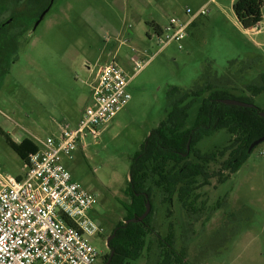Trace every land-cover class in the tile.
<instances>
[{"label": "rangeland", "instance_id": "rangeland-1", "mask_svg": "<svg viewBox=\"0 0 264 264\" xmlns=\"http://www.w3.org/2000/svg\"><path fill=\"white\" fill-rule=\"evenodd\" d=\"M206 1L180 42L163 47L151 23H142L152 37L142 33L140 40L117 53L129 75L133 71L127 56L143 63L151 59L130 82L129 103L101 128L98 139L86 137L72 160H62L73 180L99 200L95 211L103 232L89 238L101 253L97 264H104L107 238L126 216L123 205L130 201L126 190L132 159L170 110L168 90L209 85L212 92L224 91L264 112V4L255 33L238 23L232 10L236 0H55L38 26L21 39L8 74L0 80V171L19 178L24 164L6 138L17 143L56 137L63 121L76 118L90 104L94 75L85 64L105 62L102 19L121 26L137 15L145 21L155 19L164 31L171 18L185 22ZM138 52H146L147 58ZM208 95L190 108L186 128L193 126ZM231 138L222 129L204 137L196 148L202 154L221 151ZM248 153L241 168L223 183L215 172L228 155L206 167L209 185L195 191L199 196L193 212L182 209L176 197L171 207L161 205L155 190L152 227L159 235L151 233L146 240L149 249L130 264L158 263V237L165 238L171 225L173 248L183 253V264H264V141Z\"/></svg>", "mask_w": 264, "mask_h": 264}, {"label": "trees", "instance_id": "trees-1", "mask_svg": "<svg viewBox=\"0 0 264 264\" xmlns=\"http://www.w3.org/2000/svg\"><path fill=\"white\" fill-rule=\"evenodd\" d=\"M55 0H0V80L9 71L21 39L33 29L40 14ZM264 0H236L232 10L244 30L257 27L262 21L261 8ZM159 34V33H157ZM256 94L259 93V88ZM194 124L186 128L189 110L203 95ZM169 111L159 125L147 137L141 150L134 156L129 170L126 195L129 202L124 203L126 216L123 223L115 227V236L108 243L110 252L104 257L109 264H130L138 260L147 247L151 233L158 234L152 227L155 206L152 201L154 191H158L161 205L173 204L177 198L182 209L193 212L198 194L195 191L209 185L210 175L206 167L215 163L218 157L228 155L215 175L219 183L236 173L249 156L248 148L264 136V119L258 116L256 108L227 106L219 101L234 99L224 91H213L209 85L199 89L183 90L172 87L167 92ZM252 104V102H246ZM225 129L231 136L228 145L221 151L202 154L197 144L207 136ZM11 149L22 161L38 147L29 139L15 143L6 138ZM189 143V151L187 145ZM192 158V159H191ZM222 171L229 174L224 175ZM198 179L201 180L198 183ZM145 195L150 202V212L138 223H126L138 219L145 211ZM168 214H171L168 211ZM169 217V216H168ZM173 225L165 238L157 240L160 251L156 264H183V253H177L173 246L175 235ZM159 235V234H158Z\"/></svg>", "mask_w": 264, "mask_h": 264}, {"label": "built area", "instance_id": "built-area-1", "mask_svg": "<svg viewBox=\"0 0 264 264\" xmlns=\"http://www.w3.org/2000/svg\"><path fill=\"white\" fill-rule=\"evenodd\" d=\"M204 9L185 22L171 18L156 35L159 44L183 40L192 19ZM142 55L147 58L146 52ZM149 60L131 58L132 75L117 54L103 64L86 63L94 78L89 84L90 104L78 123H62L56 137H33L38 149L23 161L22 177L0 171V264H97L101 253L89 241L103 232L92 217L96 195L73 180L62 160H72L86 137L101 136V128L129 103V84Z\"/></svg>", "mask_w": 264, "mask_h": 264}, {"label": "crops", "instance_id": "crops-1", "mask_svg": "<svg viewBox=\"0 0 264 264\" xmlns=\"http://www.w3.org/2000/svg\"><path fill=\"white\" fill-rule=\"evenodd\" d=\"M208 2L209 1H206V3L202 4L200 6V8L198 9V11L205 8L206 5L208 4ZM123 19H125V18H123ZM131 19H132V22H128V21L123 20V23L121 26H117V25H115V23L113 21L106 20L105 18L100 21L102 24V28H101L100 32L103 33V35H104V39H103L104 40V48L102 49V52L105 56L104 61H107L111 55H116L118 53V51L121 50V47L125 46V47L129 48V44H131V42L133 40H140L139 36L142 33H144L149 38H151L152 35L149 33V31H145L142 23H144L145 25H148L151 23L150 25H151V27L154 28L156 34L160 33V31L162 30V27L160 25H158V23L156 22L155 19H150L151 21H145V20H142L137 15H135V17H131ZM194 21H195V17L192 19V23L190 25H192ZM249 30L252 31V29H248V31ZM140 31H143V32L140 33ZM245 31H247V30H245ZM257 32H258V30L255 33H257ZM156 34H155V36H156ZM124 41L126 44L122 43ZM131 50L135 51L134 48H131ZM138 53L141 55V57L145 58V56L142 55V52H138ZM125 60L127 61V64L129 62L130 64H128V65L131 66V61H130L131 57L127 56L125 58ZM80 115L81 114H79L74 119H70L68 122L67 121H63V122L67 123L70 126H75L79 121ZM21 141L17 142V144L20 143ZM31 141H33V139ZM33 143H34V141H33Z\"/></svg>", "mask_w": 264, "mask_h": 264}, {"label": "water", "instance_id": "water-1", "mask_svg": "<svg viewBox=\"0 0 264 264\" xmlns=\"http://www.w3.org/2000/svg\"><path fill=\"white\" fill-rule=\"evenodd\" d=\"M51 4H53V3L51 2ZM50 8H51V5H50L48 8H46V9L40 14L39 18L37 19V21H36L35 24H34L33 29H35V28L38 26V24L43 20V18H44L45 15L47 14V12H49ZM258 29H259L258 26L252 28V30H258ZM219 102H220L221 104H224V105H227V106H237V107H241V108H255L252 104H247V103H244V102H241V101H238V100H234V99H223V100H220ZM258 116H259L260 118L264 119V112L259 111V112H258ZM263 141H264V136L261 137V138H259V139H257V140H255V141L249 146V148H248V152H250L255 146H257L258 144H260V143L263 142ZM188 150H189V143H188V145H187V151H188ZM129 180H130V178H129ZM145 199H146V202H145V211H144V213H143L138 219H131V220H128L126 223H130V222H132V223H138V222H141V221H143V219L148 215V213L150 212V209H151V208H150V203H149V201H148L146 195H145ZM111 238H112V237H111ZM111 238H109V239L107 240L106 245L108 244V242H109V240H110ZM107 246H108V245H107ZM112 255H113V251H111V254H110V258H109V260L111 259Z\"/></svg>", "mask_w": 264, "mask_h": 264}, {"label": "flooded vegetation", "instance_id": "flooded-vegetation-1", "mask_svg": "<svg viewBox=\"0 0 264 264\" xmlns=\"http://www.w3.org/2000/svg\"><path fill=\"white\" fill-rule=\"evenodd\" d=\"M189 151V150H188ZM148 199V198H147ZM98 198H97V196H96V204L98 203ZM150 203V202H149ZM96 206V205H95ZM151 208V207H150ZM185 210V209H184ZM186 211V210H185ZM92 217H93V219H94V221H95V223L97 224V221H98V215H97V213H96V211H95V207H94V210H93V213H92ZM114 230H115V228H114ZM114 230L112 231V234H111V236H108V238H107V240L109 239V238H111L110 240H109V242L114 238V236H115V232H114ZM108 242V243H109ZM106 243H107V241H106ZM108 245V244H107ZM106 245V246H107ZM107 248L109 249V246H107ZM109 252H110V249H109ZM111 254V253H110ZM100 257H101V255H100ZM99 257V258H100ZM111 260V259H110ZM110 260L108 259V262L106 263V264H109V262H110Z\"/></svg>", "mask_w": 264, "mask_h": 264}]
</instances>
